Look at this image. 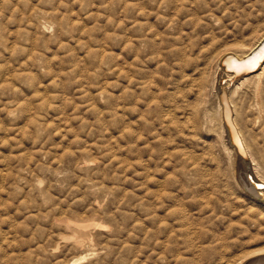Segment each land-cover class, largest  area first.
<instances>
[{"label":"rangeland","instance_id":"obj_1","mask_svg":"<svg viewBox=\"0 0 264 264\" xmlns=\"http://www.w3.org/2000/svg\"><path fill=\"white\" fill-rule=\"evenodd\" d=\"M263 28L264 0H0V264L264 251L241 182L264 178V80L260 106L254 83L232 96L255 172L215 85L217 56Z\"/></svg>","mask_w":264,"mask_h":264},{"label":"bare ground","instance_id":"obj_2","mask_svg":"<svg viewBox=\"0 0 264 264\" xmlns=\"http://www.w3.org/2000/svg\"><path fill=\"white\" fill-rule=\"evenodd\" d=\"M263 42L264 28L257 31V33H255L246 43L233 48L230 47L229 49L224 50L216 58L217 68L220 71V76L215 78V85L217 86L216 99L218 103L219 126L222 133L226 136L228 151L235 153L239 162L238 167H241L240 169H243L244 171L245 169L254 171V164L249 151V146L245 141L237 120V111L232 96L236 91L242 90L249 83H254V99L256 100V104L258 106L261 105L259 99V89L261 88L262 81L264 80V45L259 47L255 53H253V51H255ZM222 79L225 81L223 84H220V80ZM259 113H261V111ZM239 152L244 159L241 158ZM244 174H246L244 176L245 179L249 176L255 183L264 187V178L254 180L252 176L248 175V172H244ZM241 182L242 186L251 195L255 196L254 193L256 194V190L247 181V179ZM260 191H262V193H260L264 195V189H261ZM77 263V261H74L71 264ZM235 264H264V251H255L245 255L243 258L235 261Z\"/></svg>","mask_w":264,"mask_h":264},{"label":"water","instance_id":"obj_3","mask_svg":"<svg viewBox=\"0 0 264 264\" xmlns=\"http://www.w3.org/2000/svg\"><path fill=\"white\" fill-rule=\"evenodd\" d=\"M264 45V42L262 43V44H260L259 46H258V48L255 50V51H253V53H255L258 49H259V47H261V46H263ZM252 53V54H253ZM251 54V55H252ZM227 57H229V56H227ZM226 57V58H227ZM232 73V72H231ZM224 79H222V80H220V84H223L224 83ZM239 155L241 156V158H243L244 159V157L241 155V153L239 152ZM246 179H247V181L254 187V189L256 190V194L254 193V195H255V197H257L258 199H262V198H264V195L263 194H261L260 193V190L261 189H264V187L263 186H261L260 184H258V183H255L249 176H247L246 177Z\"/></svg>","mask_w":264,"mask_h":264}]
</instances>
